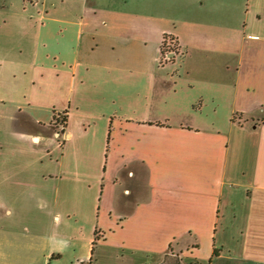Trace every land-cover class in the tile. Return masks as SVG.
<instances>
[{"label":"crops","instance_id":"0c3cea01","mask_svg":"<svg viewBox=\"0 0 264 264\" xmlns=\"http://www.w3.org/2000/svg\"><path fill=\"white\" fill-rule=\"evenodd\" d=\"M176 2L0 0V67L24 79L4 132L29 115L43 185L0 169L22 186L0 193V264H264V0Z\"/></svg>","mask_w":264,"mask_h":264},{"label":"rangeland","instance_id":"374dc122","mask_svg":"<svg viewBox=\"0 0 264 264\" xmlns=\"http://www.w3.org/2000/svg\"><path fill=\"white\" fill-rule=\"evenodd\" d=\"M13 3L16 4L17 9L22 12L23 10V5L21 3L22 0H11ZM101 4H103L104 0H99ZM108 1V0H107ZM151 5L153 4V0H149ZM180 1L176 2L177 7L180 5ZM172 3L173 0H170ZM158 3L162 4L161 2L158 1ZM117 8L119 10H123L124 7L121 4V2H118ZM19 5V8H18ZM163 5V4H162ZM163 11H160L157 13V15H161ZM179 18H183L182 14L178 13ZM99 40V39H98ZM104 40V39H103ZM103 40L100 39V41L103 43ZM86 43V48H88V43ZM21 77L14 78L13 77V70H10L9 67H5L2 65L0 67V169L4 172L5 176L8 177L9 179H13L16 174H18L17 181L18 183H31L33 186H39L40 188L43 187L42 183L40 180H36L38 178V173L35 174L34 171H30L29 167L26 165L27 161L31 157H35V153H33V146L34 145L28 135L29 133H32L35 131L33 128V125L31 124V119L29 115L26 112H23L21 114H16L13 116L14 121L12 122V126L15 129H10L12 131L11 134H6L4 131V126L3 124H6V129H8V118L7 115H10L13 113L14 109V102L9 96L12 91H14L15 88L18 86L23 85L24 79H20ZM51 112H41L39 113V117L42 122L48 123L51 117ZM63 114L60 113L56 117H53L55 121V125L57 126V134H60V129L64 128V117ZM93 128V126H92ZM105 121L104 119H98L96 121V128L94 129H87L86 132H81V131H76L73 130V139L69 143L70 148L74 147L73 143H80V145H83L82 148L77 151V154L75 157H91V158H96L97 157V152L98 150L102 147V142L104 141L105 138ZM75 132V133H74ZM48 133L51 135L50 138L48 139L49 143H52L56 141V138L53 137L52 133L50 130H48ZM57 135L58 141L62 143L64 142V137L63 135ZM63 137V138H62ZM84 147V148H83ZM66 147V154L65 157H72L74 156L73 154L76 151H72L67 149ZM29 169V171H27ZM35 174V175H34ZM32 178V179H31ZM36 178V179H35ZM13 183H4L3 180H0V193H10L12 191L22 189V186H16L14 184V180L11 181ZM17 184V183H16ZM57 183L55 182H48V188L53 189L54 186ZM42 185V186H41ZM38 187V188H39Z\"/></svg>","mask_w":264,"mask_h":264},{"label":"trees","instance_id":"16d2710c","mask_svg":"<svg viewBox=\"0 0 264 264\" xmlns=\"http://www.w3.org/2000/svg\"><path fill=\"white\" fill-rule=\"evenodd\" d=\"M169 54H173L170 57H167ZM179 55V46L178 41L176 38L172 35H163L161 39L160 44V63H166L173 61L176 57ZM64 117V122H66V116ZM62 117V118H63ZM111 138V129H109L108 137H107V143H109ZM98 240L97 231L95 232V241ZM213 255H216V252L213 253Z\"/></svg>","mask_w":264,"mask_h":264},{"label":"built area","instance_id":"2783aa9c","mask_svg":"<svg viewBox=\"0 0 264 264\" xmlns=\"http://www.w3.org/2000/svg\"><path fill=\"white\" fill-rule=\"evenodd\" d=\"M171 55H173V54H169L167 57H170Z\"/></svg>","mask_w":264,"mask_h":264}]
</instances>
